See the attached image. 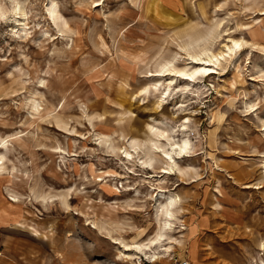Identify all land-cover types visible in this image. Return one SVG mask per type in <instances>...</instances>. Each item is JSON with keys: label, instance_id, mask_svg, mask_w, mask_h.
<instances>
[{"label": "rangeland", "instance_id": "obj_1", "mask_svg": "<svg viewBox=\"0 0 264 264\" xmlns=\"http://www.w3.org/2000/svg\"><path fill=\"white\" fill-rule=\"evenodd\" d=\"M15 1L0 0V140L9 141L0 150V264H264V0H54L59 27L50 0H20L26 19ZM216 25L214 52L228 37L248 43L237 63L205 77L200 93L163 99L162 110L155 95L137 98L186 32ZM151 116L176 129L191 119L196 156L181 164L195 170L163 177L123 163L118 149L145 140ZM158 189L181 199L172 239L156 262L122 256L111 237L155 236Z\"/></svg>", "mask_w": 264, "mask_h": 264}, {"label": "bare ground", "instance_id": "obj_2", "mask_svg": "<svg viewBox=\"0 0 264 264\" xmlns=\"http://www.w3.org/2000/svg\"><path fill=\"white\" fill-rule=\"evenodd\" d=\"M159 3L162 6L160 0H153L152 2L153 5L158 6L157 8L160 7ZM20 5V0H16L14 4V10L19 11L18 14L21 15V17L25 18L26 12L23 9L24 7L22 6V8L20 7ZM47 9L48 15L53 18V20L59 27L58 22L60 21V16L58 13V6L56 5L54 0H50L49 7ZM261 15H264V10H262ZM25 19L16 20V23H19V25L22 26V28L20 27V29L23 33H27V23L25 22ZM62 24L66 25V21H62ZM218 29L219 25H216L211 29L205 30L204 32L190 31L187 33L185 31L186 33L184 34V39H182L181 43L178 44V52H175L172 56H169L170 58L168 59L166 57L162 61L159 60L160 62L157 63L156 68L154 70H149L146 72L145 78H147L150 83L148 82L149 84L144 86L139 91L137 98L142 96L145 98L146 95H155L157 96L155 107L162 110L161 107L164 103L163 101L167 97L174 96V93H180L182 97L186 94L193 95V92L196 91H193L194 88H196L197 91H199L200 93L201 90L198 87L202 85L205 77H208L214 73L220 74V72L225 68L224 65L227 63H230L232 61H235L237 63L240 59V54L243 50V47L248 43L243 40L240 41L228 37L227 41L223 45H221V49L217 52H214L212 50L214 48L212 47L214 46L216 39L220 37ZM262 35V33H259V36ZM43 81H45V79H43ZM183 103L184 102H182V105ZM29 108L32 114H39L41 104L35 98H32L29 102ZM149 118L150 120H148L150 121V123L146 125V139H125L126 142L124 141V146L122 145L123 147H120V149H118L122 154V159L124 160L123 163H132L135 160H138V162H140L144 168L151 169L152 172H155L157 170L156 168H159L158 173H161L163 177L164 175L173 174H177V176H185L188 174L189 171L195 170L194 166L192 167L186 165L184 167L181 164V162L185 159L196 156V154H192L195 149V146L193 145L190 137L187 134V131L191 126V119L189 117L184 118V120H182V122L179 124V129H176L174 126L169 125L164 120L156 119L152 116ZM17 135H20V133ZM108 139L109 138H106L104 140V143L108 144V147L112 151H116V147L110 145V142H107ZM0 141V150L7 151L9 141H5L2 139ZM262 156L264 158V154ZM6 159V155L0 152L1 175L7 171V167L5 165ZM155 165H158V167H156ZM262 174L264 176V161L262 163ZM153 177L154 175H152L151 173L148 176V178ZM97 179L99 178L97 177ZM98 181H102V179H99ZM254 187L259 188L260 186ZM11 196L12 202H18V196H16L15 194ZM151 196H153V194ZM154 202L158 228L155 236L152 239H148L140 243L127 244L123 241L122 238H110L112 240V244L121 245V247L123 248V250L120 251L122 256L130 257V254L127 252L132 250L136 253L149 256L154 259V262H156L159 259L158 253H156V251L163 248L162 242L165 240L172 239L169 233L173 230V224L174 220L177 219V213L181 211V199L176 194L170 192L167 193L163 189H158V191L154 195ZM61 203L65 208H69L70 206L66 197L62 198ZM92 224L93 227L91 228L97 230L98 234L103 233V229L99 226V224H97L95 221L92 222ZM22 225L23 223L17 222V226ZM30 229H32L37 235L40 234L37 229L33 227H30ZM170 243L172 242H169V244ZM171 249L172 246L164 248L166 252L171 251ZM60 256L61 255H59V257Z\"/></svg>", "mask_w": 264, "mask_h": 264}, {"label": "built area", "instance_id": "obj_3", "mask_svg": "<svg viewBox=\"0 0 264 264\" xmlns=\"http://www.w3.org/2000/svg\"><path fill=\"white\" fill-rule=\"evenodd\" d=\"M178 264H188V262H181V263H178Z\"/></svg>", "mask_w": 264, "mask_h": 264}, {"label": "crops", "instance_id": "obj_4", "mask_svg": "<svg viewBox=\"0 0 264 264\" xmlns=\"http://www.w3.org/2000/svg\"><path fill=\"white\" fill-rule=\"evenodd\" d=\"M1 255V254H0ZM1 263V262H0Z\"/></svg>", "mask_w": 264, "mask_h": 264}]
</instances>
